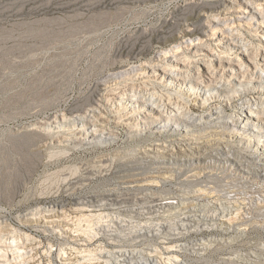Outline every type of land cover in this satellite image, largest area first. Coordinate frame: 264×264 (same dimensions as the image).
I'll return each instance as SVG.
<instances>
[{"label": "rangeland", "instance_id": "1", "mask_svg": "<svg viewBox=\"0 0 264 264\" xmlns=\"http://www.w3.org/2000/svg\"><path fill=\"white\" fill-rule=\"evenodd\" d=\"M225 1L0 0V225L6 227L0 232V241L20 244L14 248L20 255L14 258L10 254L13 248H1L6 256L0 264H70L69 259L64 258V251L70 246L78 248L79 257L92 258L83 257L85 264H105L106 259L114 260L118 251L126 249L134 250L138 261L155 258L157 264H197L196 252L181 249L180 245H190L194 240L213 236L216 232H189L180 237L172 235L171 239H155L152 243L139 240L138 231L146 230L148 226L151 230L156 227V230L174 231L178 213L173 209L162 212L152 206L149 208L151 203L141 199L146 191L130 186L135 177L146 175L140 176L142 170L133 169L126 161L116 158L100 164L99 158L103 155L122 149L125 145L122 139L107 146L91 144L73 148L63 139L67 137L63 130H49L47 122L73 109L83 111L93 98L105 99L107 88L99 83L113 66L123 69L131 66L132 61L149 63L156 59L158 52L177 49L189 38L182 29L185 24L194 28L192 37L200 36V31L205 28L208 33L204 5L222 9ZM226 13L220 15L232 16L233 19H228V27H239L240 23L244 28L248 23L246 18L239 21L235 14ZM195 37L194 40H198V36ZM203 37L216 43L209 36ZM248 37L257 42V38ZM145 78L148 77L142 79ZM161 81L152 77L151 83H147L149 90L141 87L139 90L137 85L133 90L137 87L142 94L154 92L155 95L158 90L177 95L178 87L165 90ZM153 87L156 89L151 91ZM202 92L212 93L206 88ZM226 100L231 106L230 100ZM194 107L197 111L204 110ZM232 107H229L231 111ZM68 149L69 153L62 152ZM178 175L173 182L159 185L152 196L187 192L189 195L184 194L185 200L193 199L192 189L196 186L192 188V183L183 181L184 172ZM227 180L228 177L220 173L213 185L220 191V198H224ZM232 185L234 189L238 188L237 179H233ZM107 191L128 197L122 210L105 208L96 212H71V227H78L74 233H63L61 224L47 221L45 210L57 203L63 202L65 209H69L75 198ZM202 196L198 199L205 202L206 196ZM91 213L97 216H91ZM165 224L168 227H163ZM78 232L81 235H74ZM85 237L91 239L90 244H78ZM262 240L264 229L252 228L244 241L236 240L230 246L218 244L212 248L208 254L209 262H220L231 249L247 248L252 252ZM29 249L31 252L28 253ZM109 252L113 254L110 256Z\"/></svg>", "mask_w": 264, "mask_h": 264}, {"label": "bare ground", "instance_id": "2", "mask_svg": "<svg viewBox=\"0 0 264 264\" xmlns=\"http://www.w3.org/2000/svg\"><path fill=\"white\" fill-rule=\"evenodd\" d=\"M261 1L226 0L222 9L204 5L208 33L206 28L201 30L200 36L195 35L198 39L195 41L191 34L194 28L185 24L182 29L189 38L184 37L186 40L177 49L158 52L156 59L149 63L132 61L131 66L123 69L113 66L99 83L107 88L105 99L93 98L83 111L73 109L62 118L54 116L47 122L49 130H63L67 136L63 139L73 148L91 144L107 146L122 139L125 144L122 149L103 155L99 158L100 164L116 158L126 161L133 169L142 170L140 176L146 175L135 177L130 186L146 191L141 199L151 203L149 208L152 206L162 212L173 209L178 213L174 231L159 226L157 230L156 227L151 230V226L140 230V226L139 240L152 243L155 239H171L172 235L180 237L189 232H216L213 236L196 239L190 245L179 242L181 249L196 252L197 264H264V240L257 242L252 252L242 246L240 250L231 249L220 262H209L208 256L218 244L230 246L236 240L244 241L250 229H264V42L261 41L264 40V0ZM226 12L235 14L239 21L246 18L248 23L243 25L249 29L241 28L240 23L239 27H228V19L232 16L222 17ZM248 35L257 38V42ZM203 36H209L216 43ZM144 76L148 78L142 79ZM152 77L162 80L165 90L178 87L177 95L158 90L155 95L154 92L152 95L145 92L149 94L145 95L139 93L137 87V91L133 90L135 85L149 90L147 83H151ZM204 88L214 95L204 94ZM226 99L230 100L231 106ZM189 102L193 105H188ZM194 106L204 110L197 111ZM239 133L242 137L237 135ZM69 150L62 152L69 153ZM180 172L186 174L183 181L192 183V188L196 186L192 189L193 199L185 200L187 192L167 197L152 196L153 190L173 182ZM220 173L228 177L224 181V198H220V191L213 186ZM232 178L237 179V189L233 188ZM202 195L206 196L205 202L198 199ZM126 202L128 197L107 191L75 198L69 209L60 202L44 210L47 221L61 224L63 233H74L78 227H71V212H96L105 208L122 210ZM95 214L91 213V216H97ZM4 229L6 227L0 225V232ZM82 240L78 244L91 242L87 238ZM18 245L0 241V260H5L6 256L1 248H13L12 258L19 256V250L14 249ZM66 248L69 250L64 251V258L69 259L68 263L85 264L86 256L79 257L81 252L77 247ZM133 251L120 250L114 260L106 259L105 264H157L155 258L138 261Z\"/></svg>", "mask_w": 264, "mask_h": 264}]
</instances>
